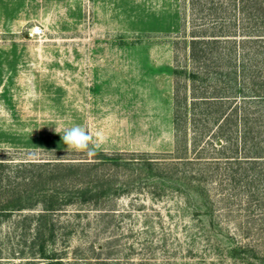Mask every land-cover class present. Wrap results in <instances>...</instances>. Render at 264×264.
<instances>
[{
  "label": "rangeland",
  "instance_id": "obj_1",
  "mask_svg": "<svg viewBox=\"0 0 264 264\" xmlns=\"http://www.w3.org/2000/svg\"><path fill=\"white\" fill-rule=\"evenodd\" d=\"M263 33L264 0H0V158L92 161L82 125L123 160L98 166L118 195L53 213L61 264H264ZM34 211L0 264H49Z\"/></svg>",
  "mask_w": 264,
  "mask_h": 264
},
{
  "label": "trees",
  "instance_id": "obj_2",
  "mask_svg": "<svg viewBox=\"0 0 264 264\" xmlns=\"http://www.w3.org/2000/svg\"><path fill=\"white\" fill-rule=\"evenodd\" d=\"M253 35L260 37L264 33ZM256 39L260 38H254L253 41L258 42ZM190 77H194L193 73ZM252 95L250 96L253 97ZM183 116L175 115L176 128L180 126L179 120H185ZM243 157L227 156L226 159L235 161L236 164L250 161L251 168L255 167V161L262 159L261 156ZM59 159L36 161L28 158L13 162L0 158V224L15 211L35 210L23 215L22 220H28L31 243L36 247L32 257L47 259L49 264H61L60 257L52 248L55 241L53 213L68 205L99 206L107 197L118 195L122 191L117 180L98 174L100 165L107 162L121 164L123 160L119 156H110L99 150L92 161L71 162ZM141 163L151 166L150 160H143ZM246 171L247 168L243 170ZM263 172L264 169L261 171L264 180ZM235 249L234 247L233 250Z\"/></svg>",
  "mask_w": 264,
  "mask_h": 264
},
{
  "label": "clouds",
  "instance_id": "obj_3",
  "mask_svg": "<svg viewBox=\"0 0 264 264\" xmlns=\"http://www.w3.org/2000/svg\"><path fill=\"white\" fill-rule=\"evenodd\" d=\"M56 132L58 133L57 130ZM61 138L67 152L85 153L89 159L98 154L101 144L104 142L101 133L97 132L94 138L87 128L82 125L65 128Z\"/></svg>",
  "mask_w": 264,
  "mask_h": 264
},
{
  "label": "built area",
  "instance_id": "obj_4",
  "mask_svg": "<svg viewBox=\"0 0 264 264\" xmlns=\"http://www.w3.org/2000/svg\"><path fill=\"white\" fill-rule=\"evenodd\" d=\"M41 33H42V29L39 26H35L31 32L32 35H36V36L41 35Z\"/></svg>",
  "mask_w": 264,
  "mask_h": 264
}]
</instances>
